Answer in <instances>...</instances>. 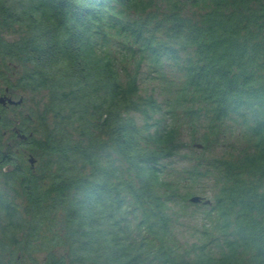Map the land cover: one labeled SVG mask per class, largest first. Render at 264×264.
I'll return each instance as SVG.
<instances>
[{"label":"trees","instance_id":"trees-1","mask_svg":"<svg viewBox=\"0 0 264 264\" xmlns=\"http://www.w3.org/2000/svg\"><path fill=\"white\" fill-rule=\"evenodd\" d=\"M0 77V264H264V0H0Z\"/></svg>","mask_w":264,"mask_h":264},{"label":"rangeland","instance_id":"rangeland-1","mask_svg":"<svg viewBox=\"0 0 264 264\" xmlns=\"http://www.w3.org/2000/svg\"><path fill=\"white\" fill-rule=\"evenodd\" d=\"M4 87L2 79H0V89ZM143 89H146L143 91L145 94L150 95L151 93L156 90V85L154 83H145ZM41 96H39L40 98ZM161 99V98H159ZM19 111V110H18ZM18 111H9L6 114L7 121H10L12 123V126L15 125L16 120H19V117L16 116L18 114ZM24 111H26V108L24 107ZM186 140L190 141V136L188 135ZM3 152L7 155L15 154L18 151H22L24 148H26V143L24 141H21L20 138H9V136H6V138H3ZM22 156V155H21ZM28 160L25 161V164L28 165ZM23 162V161H22ZM22 162H16L17 166H22ZM210 194L205 195L206 200L210 199ZM203 197V196H201ZM192 204V203H190ZM195 205V204H192ZM199 205V204H198ZM178 216H181V219L179 220V224L177 225V233L179 238L183 241V243L188 242V244H194L195 242H198V239L200 238V234L197 233L201 231V228H203L204 224L201 220V214L196 213L197 211H204L197 210L195 206L189 207L185 210H177Z\"/></svg>","mask_w":264,"mask_h":264},{"label":"flooded vegetation","instance_id":"flooded-vegetation-1","mask_svg":"<svg viewBox=\"0 0 264 264\" xmlns=\"http://www.w3.org/2000/svg\"><path fill=\"white\" fill-rule=\"evenodd\" d=\"M1 99H4V101L1 102ZM10 101L15 103H18L20 101L21 103L14 104ZM24 107V98L19 95H16L14 90L10 88L0 89V133L3 138H6V136H9L10 139L18 137L21 139V141H24L26 143L27 133H25L20 127V121L23 120V115L25 114ZM9 111H18V114L16 116L19 117V120H16V123L13 126L12 123L10 121H7L6 118V114ZM22 157H24V159L30 160L31 155H28V153L26 152V148H24L20 152L18 151L17 153H15V158L13 159L15 161V164H17L16 162L23 161ZM31 166L34 167L35 163H31Z\"/></svg>","mask_w":264,"mask_h":264},{"label":"water","instance_id":"water-1","mask_svg":"<svg viewBox=\"0 0 264 264\" xmlns=\"http://www.w3.org/2000/svg\"><path fill=\"white\" fill-rule=\"evenodd\" d=\"M3 101H4V99H1V102H3ZM10 102H12V101H10ZM12 103L19 104L21 102L19 101L18 103H15V102H12ZM198 148H201V146H198ZM30 161L32 164L35 163L33 159H31ZM190 203L195 204V205H198V204L210 205V204H212L210 200H206L205 198H203L201 196L192 197L190 199Z\"/></svg>","mask_w":264,"mask_h":264},{"label":"clouds","instance_id":"clouds-1","mask_svg":"<svg viewBox=\"0 0 264 264\" xmlns=\"http://www.w3.org/2000/svg\"><path fill=\"white\" fill-rule=\"evenodd\" d=\"M217 255H219V252H218V250H217Z\"/></svg>","mask_w":264,"mask_h":264}]
</instances>
